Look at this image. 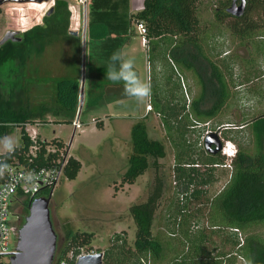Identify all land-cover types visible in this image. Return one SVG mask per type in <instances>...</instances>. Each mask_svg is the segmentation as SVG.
Returning a JSON list of instances; mask_svg holds the SVG:
<instances>
[{"label": "rangeland", "instance_id": "1", "mask_svg": "<svg viewBox=\"0 0 264 264\" xmlns=\"http://www.w3.org/2000/svg\"><path fill=\"white\" fill-rule=\"evenodd\" d=\"M220 1L223 0H198L196 4L200 35L203 38L205 36V45L202 47L203 54L219 68L230 93V98L221 113L210 121L209 126L213 128L228 126L229 137H233L242 146L249 149V129L245 127L240 130L239 125L264 115V53L257 51L259 45L264 47V40L253 38L247 48L240 44L228 30L230 19L226 18L223 24H218L214 19L213 10ZM77 5L80 6L78 14H75L73 10V12L69 11L68 30L78 29V36L75 38L80 43L81 80L83 68L85 77L88 66L85 64L82 44L84 9L82 10L81 3L78 2ZM131 5H133L132 0ZM33 6L37 5L25 7L24 12L28 24L23 28L34 26L36 19L32 18L36 16L40 18L43 14V10ZM12 15L13 17L18 16L16 11L11 14L8 9L1 11L0 38L4 32L11 30L10 28H19V25H16L17 21L11 18ZM77 20L78 27L75 25ZM253 20H257V16H254ZM37 24H41V19ZM258 24H261L259 18ZM132 39L134 40L130 47H134L136 53H131L130 48L128 51L132 54L130 58L134 59L135 71L142 81L150 85V77H152L157 85L159 82H161L160 86L165 83L168 95H174L175 98L183 95L186 103L187 100H192L202 91L204 99L200 105L201 109L211 106L216 84L211 78V68L208 63L194 48L185 46L181 50L174 51L171 55L174 60L183 65L189 64L191 70L185 69L181 64L179 67L178 64L174 65L173 60L170 61L171 68L165 58L161 63V69L157 64L155 66L152 64L151 67L150 61L147 63L145 49L148 48V43H145L144 48L142 36L136 34ZM46 48L49 58H52L51 56L57 49H64L67 54L69 45L67 42L53 40L44 47V49ZM168 60L169 56H167ZM42 61L39 58L37 61H33L32 65L30 62V65L24 67H18L14 62L8 61L0 67V81L3 88L6 89L7 85L16 84L13 89L16 98L23 103H25V98L31 101V103L29 102L30 108V104L37 105L39 103L56 107L57 105L53 102L56 82L71 78L69 75L57 74V67H51V70L49 68L40 69ZM33 64L37 65V68ZM67 67V64L63 65L64 69ZM161 75L162 77H160ZM199 77L203 81L201 85L204 88L200 85ZM76 78L78 79L79 75ZM148 106H150V110L146 113ZM151 107L150 95L143 103H138L131 97L125 101L116 97L103 102L99 107L89 108V110L84 106L79 113L81 128L75 130L73 135V124L63 122L68 119V116L64 114L58 118L60 122L43 121L31 125V128L35 129L45 140L55 137L62 139L69 146V155L77 159L81 165L74 180H68L62 174L51 193L49 212L57 234L56 251L61 245L66 224L73 232L94 234L90 245L91 249L83 250V254L94 253L96 250L102 253L115 233L123 234L128 243L132 244L135 226L128 214V209L130 206L146 200L154 187L155 176H157L162 183V194L152 222V235L158 236L162 240L172 237L171 245L167 244L168 241H165L164 245H176L181 253L177 259L167 264H210L215 262L224 264L222 258L232 250L228 243L234 240L232 232L224 227H211L208 211L203 206V202L213 198L226 185L230 168L217 165L212 167L211 174L207 175L209 173L207 169L210 168L200 162L197 163V161L189 164L187 153L182 155L178 161L176 155L180 151L177 147V132L174 128L166 131L160 117L153 112ZM144 113L148 136L164 146V157L157 160V171L149 166L134 184L121 186V177L128 167V159L132 152L130 128L140 115L141 118L143 117ZM108 117L122 118L116 120L124 122L121 132L118 129L120 136L117 135L116 122L114 123V121L106 122L103 129L94 125V119L108 120ZM46 119L48 120L49 117ZM186 123L188 127L192 124L188 119ZM19 130L18 127L13 126V131L0 141H3L5 137H11L14 147L20 145ZM189 135L186 138L192 141V135L190 137ZM3 143H7V141L5 140ZM3 143H0V154L5 150ZM148 162L150 164L152 160L148 159ZM177 164L185 174L193 176L194 181L186 184V179L184 180L180 172L176 170ZM225 164L229 165L228 159ZM207 176H211L210 183L201 184L200 179L207 178ZM191 192H197L195 198L189 196ZM181 208L183 213H180L176 221L169 217ZM18 214L20 213L18 212ZM11 219L15 220L16 218L11 217ZM260 233H264V230ZM202 234L204 242L200 241ZM239 237L241 236L238 235ZM14 241L15 237L11 234L10 247ZM180 241L183 245L179 247ZM236 264L244 263L237 259Z\"/></svg>", "mask_w": 264, "mask_h": 264}, {"label": "trees", "instance_id": "2", "mask_svg": "<svg viewBox=\"0 0 264 264\" xmlns=\"http://www.w3.org/2000/svg\"><path fill=\"white\" fill-rule=\"evenodd\" d=\"M88 2V36L95 49L98 50L93 57L101 59V64L91 65L88 68L86 108L102 104L110 98L129 97L125 94L122 83L114 84L106 79L105 67L112 53L119 51L127 43L129 36H126L128 30L131 33L130 29L133 24H142L145 29L144 38L148 43L147 63L150 61L151 67L152 64L154 66L157 64L162 69L161 63L165 58L169 66H171L170 61L173 60L174 65L178 64L179 67L181 64L185 69L191 70L189 64L183 65L171 57L174 51L181 50L185 46L194 48L208 63L211 68V78L216 84L214 100L209 108L201 109L200 107L204 99L202 91L186 103L183 95L178 98L171 94L168 95L165 83L160 86L161 82H159L157 85L156 81L150 77L151 108L160 117L166 131L172 128L176 130L177 147L180 151L176 155L178 161L182 155L187 153L189 164L195 161L200 162L210 168L207 169L209 172L207 175H210L212 167L224 165L225 161L229 160L232 166L231 179L213 198L203 202V206L208 211L211 227H224L232 232L234 240L228 242L232 250L222 258L224 264H236L237 259L244 264H264V233H260L264 230V181L262 179L264 116H258L239 125L240 130L245 127L249 129V149L233 137H229L230 130L228 129L221 131V139L234 143L236 147L234 156L227 158L220 152L215 155L205 152L201 136L207 129L215 131L209 123L221 113L230 98V93L219 68L203 54L205 36L203 38L200 35L196 11L198 0H143V9L136 13L129 11L131 0H88ZM71 4H78V0H55L52 12L41 18V24L34 25L22 33L18 32L19 42L7 41L1 45L0 67L8 61L14 62L18 67H24L30 62L32 64L34 59L35 61L39 59L44 47L51 41L64 37L76 39L69 34L68 30ZM229 4L230 0H223L217 4L213 10L215 21L223 24L226 18L230 19L228 26L230 34L245 48L251 44L250 41L253 38L264 40V0H246L245 12L238 18L226 13ZM254 16H257V20H253ZM258 18L261 19L260 25ZM111 35L114 36L111 37ZM257 51L264 53V47L259 45ZM167 56H169L168 61ZM199 81L201 85L203 81L200 77ZM15 87L16 84H12L4 89L0 81V139L10 134L13 126L18 127L21 141L19 146L26 150L31 144L24 131L26 125L42 121L47 113L53 116L64 113L68 119L63 122L72 123L77 112L79 95V80L76 77L56 82L53 97L56 107L39 103L30 104V108L29 102L31 101L26 98L25 103L18 101L13 91ZM113 87L119 88L114 89ZM201 87L204 88L203 85ZM187 119L191 120L190 127L186 123ZM95 124L100 128L102 123L95 122ZM189 134L192 135V141L186 138ZM130 135L132 152L128 159V167L121 177V186L134 184L149 166L157 171V160L164 157L165 153L164 146L160 142L149 138L145 115L131 126ZM51 141L58 147L64 146L62 141L56 138ZM43 152L42 147L38 154L39 165L49 163V161H43ZM148 159L152 160L150 164ZM177 165L176 170L180 172L184 180L186 179V184L194 181L193 176L185 174L180 165ZM80 168L79 161L69 156L63 169V176L68 180H74ZM210 178L211 176L201 178L199 182L209 184ZM46 194L48 195L49 191ZM161 194L162 183L155 176L154 187L146 200L128 209V214L135 226L132 244L128 243L123 234H113L108 246L102 252L103 264H167L180 256L181 253L176 245L170 246L172 237L162 240L152 235V222ZM196 194L197 192H191L189 196L195 198ZM28 209L29 202L26 200L18 215L20 226L28 214ZM181 212L182 208L169 217L176 221ZM63 231V239L58 251L55 252L52 264H74L76 258L83 254V250L91 249L93 233L73 232L67 224ZM238 235L241 237L238 238ZM165 241H168L167 244L170 245L165 246ZM200 241L204 242L203 234L200 236ZM181 245L183 243L180 241L179 247ZM99 252V250L94 251V253ZM1 258L5 260L3 264H8L5 256ZM210 264H221V262Z\"/></svg>", "mask_w": 264, "mask_h": 264}, {"label": "built area", "instance_id": "3", "mask_svg": "<svg viewBox=\"0 0 264 264\" xmlns=\"http://www.w3.org/2000/svg\"><path fill=\"white\" fill-rule=\"evenodd\" d=\"M4 1L7 2L0 5V13L1 11H5L7 9L9 14L16 11L18 16L13 17L12 15L11 18H14L15 21H17L16 25H19V28L10 29L19 33L29 29L23 28V26L28 24L26 21L27 17L24 12L25 7L37 5L33 7H36L41 11L43 10V14L40 18L37 16L32 18L33 20L36 19L35 24L37 25L46 12L53 7L55 2V0H41V3H36L35 0H25L23 3H17L16 0ZM78 2L85 5L87 0H78ZM132 2V9L134 11L137 12L143 9V0H132ZM69 9L72 10L73 6H69ZM75 25L77 27L79 26L78 20ZM137 28L142 36V44L145 45V29L142 24H137ZM148 107L149 108L146 109V112L150 110V106ZM72 124L75 129L80 127L78 119L72 121ZM224 128H227V126L216 127L214 132L218 134L221 143H223L220 153L227 158H231L236 152V147L231 141L221 139L220 133ZM24 131L31 141V144L26 150H23V148H20L18 145L14 147V151L7 152L4 150V152L0 154V171H3L4 173L3 177H0V264H3L2 262L5 261L1 257L5 256L6 262L8 263V256L15 251L17 231L20 228L18 212L20 213L19 210L23 207V202L28 200L30 206L35 199L50 196L53 189L57 185L60 176L63 174V169L69 157L65 146L58 147L57 144L53 143V141L42 139L38 136L36 130L31 128L30 124L25 126ZM211 132L212 131L209 129L204 131L201 136L202 144L205 136ZM42 143H44L43 146ZM42 147L44 149L42 159L43 161H49L46 165L38 164V154L40 153ZM28 172H34L40 176V178L36 181L35 186L26 184L21 179V177ZM48 191L49 194L47 195L46 193ZM11 217H15L16 219L12 220ZM11 234L14 235L15 241L10 247L9 240Z\"/></svg>", "mask_w": 264, "mask_h": 264}, {"label": "water", "instance_id": "4", "mask_svg": "<svg viewBox=\"0 0 264 264\" xmlns=\"http://www.w3.org/2000/svg\"><path fill=\"white\" fill-rule=\"evenodd\" d=\"M7 1L0 0V5ZM17 3H23L25 0H16ZM41 3V0H35ZM246 9V0H230L226 13L232 17L243 16ZM52 12L50 8L46 15ZM73 37L78 35L77 31H69ZM83 38V55H84V36ZM19 42L17 31L7 30L0 38V46L5 42ZM83 82L79 87L77 116L83 105ZM203 148L207 154L215 155L221 150V141L216 132L207 134L203 140ZM50 196L46 198H37L29 206L28 214L17 231V243L15 251L8 256V264H52L57 245V234L52 225L49 204ZM74 264H103L102 253L81 254L77 257Z\"/></svg>", "mask_w": 264, "mask_h": 264}, {"label": "crops", "instance_id": "5", "mask_svg": "<svg viewBox=\"0 0 264 264\" xmlns=\"http://www.w3.org/2000/svg\"><path fill=\"white\" fill-rule=\"evenodd\" d=\"M70 6H73V9L72 10L74 11L75 14H78V11H79L80 6L77 5V4L70 5ZM88 8H89V2L87 0L86 4L85 5H82V10L84 9V27H83L84 30L82 31V36H84V58H85V64L89 68L91 65H99V64H101V59H99L96 56L93 57V54L95 55V53H97L98 50L95 49V46H93V44H92V40L88 36V31H87V13H88ZM72 10H69V11H72ZM129 11L131 13H136V11L133 12L134 10L132 9L131 3H130V9H129ZM73 26H75V25L73 24ZM72 29H75V28H72ZM77 30H74V31H77ZM130 30H131V33H129V30H128V33H127V36H126V37L129 36V39H128L127 43L125 45H123V47H121V49L119 50L127 58H130V56L132 55L131 54L132 52L136 53V49L134 47L133 48L130 47L132 40H134L132 38L134 36H136V34H139L140 35V33L138 31V28H137V24H133V26L131 27ZM77 33H78V31H77ZM113 36L114 35H111V37H113ZM57 41H61L62 43H65V42L68 43L69 49L67 51V54L64 51V49H57V50H55L54 54L51 56L52 58H49V54H47L48 53L47 52L48 51L47 50L48 47H47L46 49L43 50V52H42V54L40 56V58L43 60L42 62H40V69H45V68L48 69L49 68V70H51V67H57V74H61V75H64V76L65 75L66 76L69 75L71 78H75V77H77V75H79L78 80H79V87H80V83H81V80H82V79L80 80V49H79L80 48V43L76 39H70V38L68 39V38H65V37L64 38H60ZM82 44H83V42H82ZM143 46L145 48V45H143ZM129 48L131 49V51H130L131 53L128 51ZM86 54H87V58H86ZM145 55L147 56V49H145ZM33 61H35V59ZM62 64L63 65H66L67 64L68 67L64 69ZM70 64H72V65L70 66ZM28 65H30V64H28ZM33 65L35 66V64H33ZM35 68H37V65L35 66ZM113 88L114 89H118L119 87H113ZM87 89H88V69H87V73H86V75L84 77V82H83V105H82L81 111L83 110V107L86 106V103H87L86 102L87 101V93H88V90ZM128 98L129 97H125V98L124 97H121V100L122 101H125ZM100 105L101 104H99L97 106L90 107V109L91 108L99 107ZM87 110H89V108H87ZM62 114H64V113H60L58 116H53L52 115L53 116L52 117L51 114L48 113L45 117H43L45 119H42V121H39V122H43V121H47V122L48 121H52V122L58 121V122H60L59 121L60 119H58V118ZM144 115H145V113H144ZM48 117H49V119L47 120L46 118H48ZM75 117H76V119H78V122H79V115L77 116V112L75 114ZM120 119H122V118L108 117V120H103L101 118H97V119H94L93 122H94V125L95 126H96L95 122H97V123L98 122H101L102 124H101L100 129H103L105 127L106 122H112V121H114V123L116 122V124H115L116 126L115 127L117 128V135L120 136L119 134L121 132V129L123 128V124L122 123H124V122L121 123V122H117L116 121V120H120ZM138 119H141V115H140V117ZM138 119H136V120H138ZM74 120L75 119H73V121ZM80 128H81V124H80V127L77 128V129H75V127L73 126L72 135L74 134L75 130H79ZM118 129L120 130V132L118 131ZM37 134H38L39 137H41L38 132H37ZM55 138L62 141L63 145L66 148V151H67L68 156H70L69 153H68L69 152V146H67L63 142L62 139H59L58 137H55ZM55 138H52V139H55ZM52 139H50V140H52Z\"/></svg>", "mask_w": 264, "mask_h": 264}, {"label": "clouds", "instance_id": "6", "mask_svg": "<svg viewBox=\"0 0 264 264\" xmlns=\"http://www.w3.org/2000/svg\"><path fill=\"white\" fill-rule=\"evenodd\" d=\"M105 77L114 84L122 83L124 92L127 96L135 99L138 103H143L150 95V85L142 81L135 71V61L133 58H126L121 51L113 52L109 57L105 67ZM7 143H3V141ZM3 141L4 149L7 152L14 151V141L11 137H5ZM3 171H0V177H3ZM40 176L34 172L24 174L21 179L31 186H35Z\"/></svg>", "mask_w": 264, "mask_h": 264}, {"label": "flooded vegetation", "instance_id": "7", "mask_svg": "<svg viewBox=\"0 0 264 264\" xmlns=\"http://www.w3.org/2000/svg\"><path fill=\"white\" fill-rule=\"evenodd\" d=\"M262 116V115H261ZM264 116V115H263ZM255 119V118H254ZM252 120V119H251ZM250 120V121H251ZM229 128L227 127V128H224L223 130L225 131V130H228ZM222 130V131H223ZM221 134V133H220ZM222 145H223V143H221V147H222ZM221 151V150H220ZM219 151V152H220ZM263 151H264V145H263ZM263 158H264V152H263ZM231 164H229L228 165V167L226 166V164H224V168H230V174H229V178H228V180L226 181V183L225 184H227L228 183V181L231 179V174H232V166H230ZM220 166H223V165H220ZM262 179H263V181H264V162H263V168H262Z\"/></svg>", "mask_w": 264, "mask_h": 264}]
</instances>
